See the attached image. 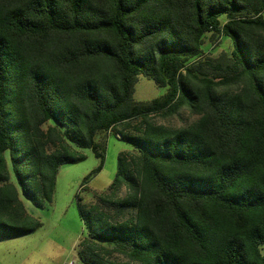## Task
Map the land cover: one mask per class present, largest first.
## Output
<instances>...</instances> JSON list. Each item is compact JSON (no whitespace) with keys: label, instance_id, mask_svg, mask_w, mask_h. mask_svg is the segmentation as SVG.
<instances>
[{"label":"trees","instance_id":"obj_1","mask_svg":"<svg viewBox=\"0 0 264 264\" xmlns=\"http://www.w3.org/2000/svg\"><path fill=\"white\" fill-rule=\"evenodd\" d=\"M263 11L264 0H0V239L41 226L21 198L50 203L79 150L100 171L96 136L116 130L132 150L97 204L78 199L81 264H264ZM222 37L231 50L213 57ZM140 76L164 95L134 101ZM182 106L195 121H150Z\"/></svg>","mask_w":264,"mask_h":264},{"label":"rangeland","instance_id":"obj_2","mask_svg":"<svg viewBox=\"0 0 264 264\" xmlns=\"http://www.w3.org/2000/svg\"><path fill=\"white\" fill-rule=\"evenodd\" d=\"M262 17L264 19V11ZM205 38L202 49L207 51L211 43ZM221 39L212 51L213 57L222 51L231 50L230 40L226 37ZM165 92V88L158 87L151 80L140 76L134 84L132 98L136 102H148L164 95ZM196 118L187 106H182L174 116H154L150 121L154 124L182 127ZM137 123L136 121L133 125ZM116 129L122 130V126H117ZM115 132L116 130H113L96 136V142L100 143L104 150L100 171L93 173L101 160L88 148L79 150L84 155L81 162L64 164L58 168L50 203L38 209L21 198L27 213L39 220L41 226L25 236L0 239V264H64L72 260L81 264L77 252L87 231L80 218L78 199L81 200L80 204L85 206L97 204V197L107 194L112 184L118 155L132 150L130 144L115 136ZM127 132L133 134L132 130ZM91 173L93 174L84 181ZM124 193L122 188L116 195L122 197ZM260 252L264 256V243L260 246ZM114 256L119 258L116 254Z\"/></svg>","mask_w":264,"mask_h":264},{"label":"built area","instance_id":"obj_3","mask_svg":"<svg viewBox=\"0 0 264 264\" xmlns=\"http://www.w3.org/2000/svg\"><path fill=\"white\" fill-rule=\"evenodd\" d=\"M64 264H76V262L74 260H72V261H69V262L64 263Z\"/></svg>","mask_w":264,"mask_h":264}]
</instances>
